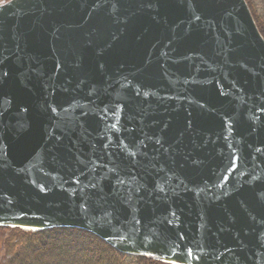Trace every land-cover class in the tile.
<instances>
[{"label":"water","instance_id":"water-1","mask_svg":"<svg viewBox=\"0 0 264 264\" xmlns=\"http://www.w3.org/2000/svg\"><path fill=\"white\" fill-rule=\"evenodd\" d=\"M0 226L264 264V36L247 1L0 3Z\"/></svg>","mask_w":264,"mask_h":264},{"label":"trees","instance_id":"trees-1","mask_svg":"<svg viewBox=\"0 0 264 264\" xmlns=\"http://www.w3.org/2000/svg\"><path fill=\"white\" fill-rule=\"evenodd\" d=\"M7 1L0 0V3ZM253 16L258 25L257 17ZM259 30L263 34L261 27ZM0 264L171 263L149 256L122 253L94 233L83 229L55 227L31 231L0 226Z\"/></svg>","mask_w":264,"mask_h":264},{"label":"rangeland","instance_id":"rangeland-1","mask_svg":"<svg viewBox=\"0 0 264 264\" xmlns=\"http://www.w3.org/2000/svg\"><path fill=\"white\" fill-rule=\"evenodd\" d=\"M247 3L250 7L252 15H255L257 17L258 25H259V27H261L263 29V34H264V0H248ZM22 240H23L22 243H24L25 238H23ZM150 257H152V256H150ZM154 259H157V258H154ZM157 260H159V259H157ZM162 262H164V261H162ZM165 263H167V262H165Z\"/></svg>","mask_w":264,"mask_h":264},{"label":"bare ground","instance_id":"bare-ground-1","mask_svg":"<svg viewBox=\"0 0 264 264\" xmlns=\"http://www.w3.org/2000/svg\"><path fill=\"white\" fill-rule=\"evenodd\" d=\"M29 228H27V230H28ZM35 230L34 231H36L37 229L36 228H34Z\"/></svg>","mask_w":264,"mask_h":264}]
</instances>
